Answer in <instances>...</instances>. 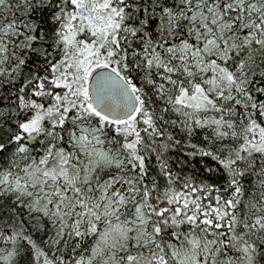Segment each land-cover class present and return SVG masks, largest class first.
Returning <instances> with one entry per match:
<instances>
[{"label": "snow or ice", "instance_id": "obj_1", "mask_svg": "<svg viewBox=\"0 0 264 264\" xmlns=\"http://www.w3.org/2000/svg\"><path fill=\"white\" fill-rule=\"evenodd\" d=\"M0 264H264V0H0Z\"/></svg>", "mask_w": 264, "mask_h": 264}]
</instances>
